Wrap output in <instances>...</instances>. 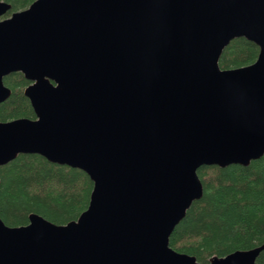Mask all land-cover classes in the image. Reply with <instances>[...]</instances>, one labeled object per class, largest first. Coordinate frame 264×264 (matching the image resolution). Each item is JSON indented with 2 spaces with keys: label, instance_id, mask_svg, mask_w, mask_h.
<instances>
[{
  "label": "water",
  "instance_id": "95a60500",
  "mask_svg": "<svg viewBox=\"0 0 264 264\" xmlns=\"http://www.w3.org/2000/svg\"><path fill=\"white\" fill-rule=\"evenodd\" d=\"M10 9L0 1V18ZM237 38L258 57L222 69ZM16 72L36 119L0 122V167L38 154L93 189L66 225L0 218V264H199L169 245L203 196L198 169L264 155V0H35L0 21V104Z\"/></svg>",
  "mask_w": 264,
  "mask_h": 264
},
{
  "label": "trees",
  "instance_id": "16d2710c",
  "mask_svg": "<svg viewBox=\"0 0 264 264\" xmlns=\"http://www.w3.org/2000/svg\"><path fill=\"white\" fill-rule=\"evenodd\" d=\"M11 12L27 9L35 0H3ZM258 46L237 38L224 49L219 65L235 69L253 64ZM21 73L4 78L12 93L0 104V122L35 119ZM203 196L192 203L169 239L170 247L196 257L199 264L264 243V155L248 166H202L197 171ZM93 182L82 170L62 166L38 154H20L0 167V218L9 227L25 226L37 214L55 225L77 220L90 200ZM255 264H264V251Z\"/></svg>",
  "mask_w": 264,
  "mask_h": 264
},
{
  "label": "flooded vegetation",
  "instance_id": "af4514ba",
  "mask_svg": "<svg viewBox=\"0 0 264 264\" xmlns=\"http://www.w3.org/2000/svg\"><path fill=\"white\" fill-rule=\"evenodd\" d=\"M0 1H3V0H0ZM3 2H5V1H3ZM5 3H7V2H5ZM7 4H8V3H7ZM10 10H11V9H10ZM10 10H9V11H10ZM24 10H25V9H24ZM9 11H7L6 14H4V15L0 18V21H3V20H5V19H7V18H10V17L12 16V14H13L14 12H11L10 14H8ZM16 73H19V72H16ZM4 78H5V77H4ZM3 82H4V79H3ZM29 82H30V81H29ZM29 85H31V82H30ZM29 85H28V86H29ZM28 86H27V87H28ZM27 87H26V88H27ZM7 88H8V87H7ZM26 88H25V89H26ZM8 89H9V88H8ZM25 89H24V91H25ZM11 93H12V91H11ZM25 97H26V96H25ZM27 99H28V98H27ZM35 117H36V116H35ZM35 119H36V118H35Z\"/></svg>",
  "mask_w": 264,
  "mask_h": 264
},
{
  "label": "bare ground",
  "instance_id": "6f19581e",
  "mask_svg": "<svg viewBox=\"0 0 264 264\" xmlns=\"http://www.w3.org/2000/svg\"><path fill=\"white\" fill-rule=\"evenodd\" d=\"M23 11V10H22Z\"/></svg>",
  "mask_w": 264,
  "mask_h": 264
}]
</instances>
